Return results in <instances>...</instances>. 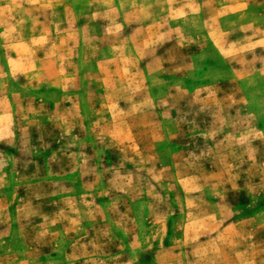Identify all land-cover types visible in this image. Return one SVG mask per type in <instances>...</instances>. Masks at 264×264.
Returning a JSON list of instances; mask_svg holds the SVG:
<instances>
[{"label": "rangeland", "instance_id": "rangeland-1", "mask_svg": "<svg viewBox=\"0 0 264 264\" xmlns=\"http://www.w3.org/2000/svg\"><path fill=\"white\" fill-rule=\"evenodd\" d=\"M0 264H264V0H0Z\"/></svg>", "mask_w": 264, "mask_h": 264}]
</instances>
